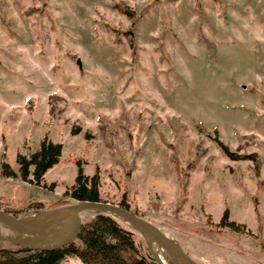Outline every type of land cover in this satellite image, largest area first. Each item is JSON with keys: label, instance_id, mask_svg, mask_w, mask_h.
I'll use <instances>...</instances> for the list:
<instances>
[{"label": "rangeland", "instance_id": "374dc122", "mask_svg": "<svg viewBox=\"0 0 264 264\" xmlns=\"http://www.w3.org/2000/svg\"><path fill=\"white\" fill-rule=\"evenodd\" d=\"M43 138L37 185L0 178L17 218L80 169L194 264H264V0H0V165Z\"/></svg>", "mask_w": 264, "mask_h": 264}, {"label": "trees", "instance_id": "16d2710c", "mask_svg": "<svg viewBox=\"0 0 264 264\" xmlns=\"http://www.w3.org/2000/svg\"><path fill=\"white\" fill-rule=\"evenodd\" d=\"M218 146L227 157L234 158L222 145L218 143ZM60 154V144L50 143L43 138L37 152L17 157V173L13 172L5 162H1L0 178L18 177L24 182L31 177L29 182L37 185L42 176L57 164ZM64 197H67V202L51 209L80 201L98 202L97 176L85 177L81 170L77 169L74 185L65 192ZM120 207L127 210V206L123 204ZM0 210L17 218V213L8 209L1 201ZM40 210L50 209H43L41 205H36L32 212ZM33 213L26 212L21 217ZM80 218L81 226L73 243L46 252L26 250L14 244L2 243L9 245V248H0V264H61L67 259L76 260L80 264H154L145 246L143 247L142 239L139 237V242H135L134 234L136 233L119 222L106 215L93 212H83ZM229 226L233 228V224ZM217 227H221V223ZM159 257L163 264H173L165 251L161 250Z\"/></svg>", "mask_w": 264, "mask_h": 264}, {"label": "water", "instance_id": "95a60500", "mask_svg": "<svg viewBox=\"0 0 264 264\" xmlns=\"http://www.w3.org/2000/svg\"><path fill=\"white\" fill-rule=\"evenodd\" d=\"M75 62L79 67V61ZM83 212L106 215L136 233L154 264H163L159 257L161 250L167 253L173 264H194L172 239L154 225L120 206L102 202L80 201L36 211L21 218L0 210V243L37 252L59 249L76 240L81 226L80 214Z\"/></svg>", "mask_w": 264, "mask_h": 264}]
</instances>
